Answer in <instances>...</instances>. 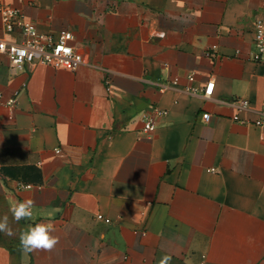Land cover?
Segmentation results:
<instances>
[{"label": "crops", "instance_id": "crops-1", "mask_svg": "<svg viewBox=\"0 0 264 264\" xmlns=\"http://www.w3.org/2000/svg\"><path fill=\"white\" fill-rule=\"evenodd\" d=\"M0 2L41 32L69 29L83 57L17 68L0 51V217L16 232L0 233V264H264V62L249 58L264 0ZM0 38L23 35L0 16ZM29 198L16 223L9 208ZM40 222L59 243L23 252Z\"/></svg>", "mask_w": 264, "mask_h": 264}, {"label": "built area", "instance_id": "built-area-1", "mask_svg": "<svg viewBox=\"0 0 264 264\" xmlns=\"http://www.w3.org/2000/svg\"><path fill=\"white\" fill-rule=\"evenodd\" d=\"M0 16L5 30L12 31L15 27L20 28L23 38L20 42H9L0 38V51L5 53L12 67L20 68L25 62L38 61L40 63L52 65L54 67H64L67 69H76L82 62L83 57L76 51L71 44L73 37L69 29H61L56 33L41 32L37 29L35 23L26 20L21 11L9 5L0 2ZM253 44L254 51L250 54V59L255 62H264V16H257L253 22ZM212 49L215 46L211 47ZM212 51H207V55H212ZM192 79V75H188ZM173 79L172 83H176ZM167 84H159V90L162 91ZM191 91L195 90L190 88ZM213 90V83L209 82L203 88V95L209 96ZM241 107H247L249 101L246 98L237 97L231 101ZM16 103L15 96L7 100L9 106ZM165 110L156 108L151 113L142 115L143 130L149 132L155 126V116L164 114ZM209 113H203L202 118L207 121ZM243 121V120H241ZM252 123L264 131V101H262L258 115L252 120ZM57 151H59L57 149ZM22 187L30 186L21 184Z\"/></svg>", "mask_w": 264, "mask_h": 264}, {"label": "clouds", "instance_id": "clouds-1", "mask_svg": "<svg viewBox=\"0 0 264 264\" xmlns=\"http://www.w3.org/2000/svg\"><path fill=\"white\" fill-rule=\"evenodd\" d=\"M35 204L36 202L31 198L15 202L9 208L12 220L16 223H19L21 220L30 221L33 217ZM55 231V226L51 222L29 224L19 234V247L25 253L37 251L50 252L59 243V237L54 234ZM0 233L10 237L16 235L7 214L0 217ZM171 259L172 257L166 254L160 259L159 264H170Z\"/></svg>", "mask_w": 264, "mask_h": 264}]
</instances>
